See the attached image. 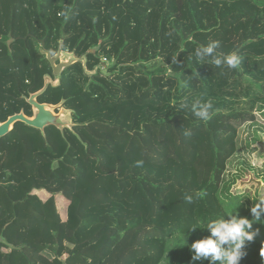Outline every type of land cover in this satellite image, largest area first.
Wrapping results in <instances>:
<instances>
[{
  "label": "trees",
  "instance_id": "16d2710c",
  "mask_svg": "<svg viewBox=\"0 0 264 264\" xmlns=\"http://www.w3.org/2000/svg\"><path fill=\"white\" fill-rule=\"evenodd\" d=\"M211 40L240 67L196 64ZM49 53L74 61L55 76ZM39 93L72 126L0 137V264H209L189 226L264 202L240 138L264 128V0H0V124ZM257 229L241 264H264Z\"/></svg>",
  "mask_w": 264,
  "mask_h": 264
},
{
  "label": "clouds",
  "instance_id": "9594fccd",
  "mask_svg": "<svg viewBox=\"0 0 264 264\" xmlns=\"http://www.w3.org/2000/svg\"><path fill=\"white\" fill-rule=\"evenodd\" d=\"M219 47L220 41L211 40L207 45L196 48L193 54L196 64H199L200 61H206L203 65L215 66L221 69L222 72L225 69H238L242 64L241 55L236 51L220 54L217 52ZM177 57L172 58L173 64L176 63ZM186 107L187 105H183L181 110ZM212 108L213 105L210 101L197 100L191 105L194 117L203 121L209 119ZM184 135L190 136L191 132L185 131ZM184 199L189 204L193 203L194 200L191 194H186ZM237 208L235 207L231 213H227L218 219L204 222L202 226L199 224L189 226L186 233H195L197 230H206L210 233L209 236L198 239L190 245L193 262L209 261V264H241V261L247 255L245 249L248 242H252L259 234V229L252 230L253 225L255 223L264 224V221L261 220V216L264 215V202L251 208V214L254 217L252 220L242 217ZM185 234L184 241L186 244Z\"/></svg>",
  "mask_w": 264,
  "mask_h": 264
},
{
  "label": "rangeland",
  "instance_id": "374dc122",
  "mask_svg": "<svg viewBox=\"0 0 264 264\" xmlns=\"http://www.w3.org/2000/svg\"><path fill=\"white\" fill-rule=\"evenodd\" d=\"M59 58V61L60 63H72L74 61V57L71 56V55H67L65 53H60L58 56H56ZM56 109H54V113H56L55 111ZM58 115H61L60 119H59V126L61 128H64V127H71L72 126V120H71V116L69 114L68 111H64V109H58V113H56ZM264 121V120H263ZM262 125L263 122L262 120L260 121ZM264 126V125H263ZM246 128V130L244 131V129ZM257 130H261L259 135H262L264 136V128H260L259 129V126H254V127H251V130H250V127L249 126H246V127H242L240 129V138H241V143H242V146H243V150L241 151V157H243L247 162L251 163L256 169L255 170H252L249 172V175H251V179L247 182L248 184H250L252 181H255V178L257 179V185L258 186H262V182H264V143H260V145L257 147V151L255 152L256 154H252V153H249L248 154V151H246V145H245V142L247 143H252L253 139L255 138V132ZM250 138V139H249ZM261 139H264V137H262ZM248 140V141H247ZM248 149H250L248 147ZM257 172H260V175H258ZM247 174H245L246 176ZM244 176V177H245ZM255 189L252 190V196L255 197L256 194H255ZM40 196L45 199L46 198V195L45 194H40ZM59 201H62L61 203H64L65 204L67 203V201L62 197L60 196L59 198H57ZM64 201V202H63ZM61 206H64L63 204Z\"/></svg>",
  "mask_w": 264,
  "mask_h": 264
},
{
  "label": "water",
  "instance_id": "95a60500",
  "mask_svg": "<svg viewBox=\"0 0 264 264\" xmlns=\"http://www.w3.org/2000/svg\"><path fill=\"white\" fill-rule=\"evenodd\" d=\"M43 44H44V41H43ZM48 60L53 68L55 76H59L62 73V71L70 65V63L57 64V62L59 61V58L53 57L50 53L48 54ZM48 82H51V80L47 79L46 88L48 86ZM40 94L41 93L32 95L28 101L34 111L33 119L28 118L23 113L12 116L11 118L8 119L7 122L0 124V137H3L7 135L8 133H10L14 125L17 122H22L28 125L29 127H32L39 131H44L46 127L51 126V125L61 128L59 126V119L61 115L54 113L53 110L56 109V107L46 105V104H40L37 101V98Z\"/></svg>",
  "mask_w": 264,
  "mask_h": 264
}]
</instances>
